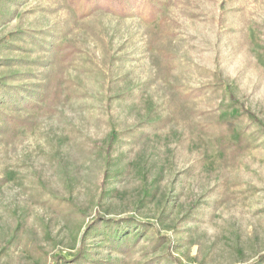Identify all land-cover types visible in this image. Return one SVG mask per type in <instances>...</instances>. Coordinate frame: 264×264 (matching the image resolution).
<instances>
[{"label": "rangeland", "instance_id": "rangeland-1", "mask_svg": "<svg viewBox=\"0 0 264 264\" xmlns=\"http://www.w3.org/2000/svg\"><path fill=\"white\" fill-rule=\"evenodd\" d=\"M0 264H264V0H0Z\"/></svg>", "mask_w": 264, "mask_h": 264}]
</instances>
